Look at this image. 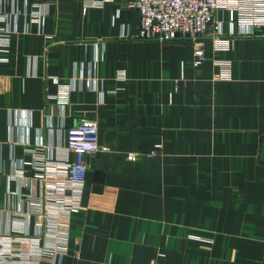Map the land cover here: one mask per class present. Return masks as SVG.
Returning a JSON list of instances; mask_svg holds the SVG:
<instances>
[{"label": "crops", "instance_id": "0c3cea01", "mask_svg": "<svg viewBox=\"0 0 264 264\" xmlns=\"http://www.w3.org/2000/svg\"><path fill=\"white\" fill-rule=\"evenodd\" d=\"M83 7L17 1L27 14L0 61V264H48L60 246V264H264V27L231 37L218 13L230 47L200 37L194 66L195 41L141 40L126 0ZM82 120L109 151L85 157L76 200L53 182ZM60 196L76 209L33 206Z\"/></svg>", "mask_w": 264, "mask_h": 264}, {"label": "built area", "instance_id": "2783aa9c", "mask_svg": "<svg viewBox=\"0 0 264 264\" xmlns=\"http://www.w3.org/2000/svg\"><path fill=\"white\" fill-rule=\"evenodd\" d=\"M17 1L0 0V61H6L9 38L17 32L18 18L27 14L26 11L22 13L18 10ZM113 1L115 0H103ZM103 2L84 0L83 12L90 7H98ZM126 5L138 14V37L141 40L161 43L186 39L195 41L194 66L201 64L205 59L202 44L197 41L200 37L210 36L216 50L230 47L228 38H225V23L216 18L218 13H228L230 19L227 23V34L231 37L235 34L252 35L256 29L264 27V0H126ZM46 14V4L39 2L32 4L30 21L37 27L38 32L41 31ZM215 65L220 68V72L213 77L214 80L230 78L228 62L216 61ZM87 85L89 87L90 83ZM98 134L97 124L88 120H82L66 130V151L73 155V160L64 161L60 165V176L53 182V188L57 193L61 195L69 193L74 199H78L86 177L85 157L100 151H109L107 147L99 144ZM126 156L128 159H135L137 155L128 153ZM68 198L60 196L51 202H35L33 206L45 208L51 204L74 211L77 202H71ZM43 221L40 217L37 218L36 236L42 234ZM65 250L60 246L41 252V256L48 259V264H60Z\"/></svg>", "mask_w": 264, "mask_h": 264}]
</instances>
